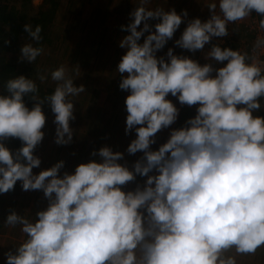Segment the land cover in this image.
Segmentation results:
<instances>
[{
    "label": "clouds",
    "instance_id": "clouds-1",
    "mask_svg": "<svg viewBox=\"0 0 264 264\" xmlns=\"http://www.w3.org/2000/svg\"><path fill=\"white\" fill-rule=\"evenodd\" d=\"M147 2L140 0L121 25L125 52L116 67L118 87L128 93L124 131L135 132L125 151L142 153L131 167L121 163L124 152L106 144L71 172L61 173L64 160L33 172L41 165L35 149L45 135V102L54 113L55 143L73 139L72 98L85 87L74 84L65 65L51 71L56 85L43 98L23 74L0 90V194L19 181L22 190H42L47 200L32 218L15 210L6 216L4 224L19 225L26 238L4 254L5 264H236L229 253L264 246V60L222 47V39L211 42L253 12L264 32V0H206L209 17L188 19L174 41L189 52L210 44L203 64L172 47L157 55L188 12L152 9ZM24 29L31 39L20 59L33 62L42 51L33 44L42 29L29 23ZM257 49H264V35L257 36ZM169 95L196 106L180 127L170 128L179 108ZM164 128L169 136L153 150ZM9 138H18L20 147L10 149ZM137 175L143 184L125 190Z\"/></svg>",
    "mask_w": 264,
    "mask_h": 264
},
{
    "label": "rangeland",
    "instance_id": "rangeland-1",
    "mask_svg": "<svg viewBox=\"0 0 264 264\" xmlns=\"http://www.w3.org/2000/svg\"><path fill=\"white\" fill-rule=\"evenodd\" d=\"M5 1L21 7V11L32 8L30 9L32 14L44 8V0H30V4L24 7L20 5V0ZM57 2L58 9L50 26L51 42L43 46L40 55L32 62L33 79L39 83L42 89L51 88L54 90L56 82L51 80L50 73L60 65H65L68 75L74 79V84L77 86L83 84L85 91L72 98L75 119L70 121V126L74 129L71 143L67 145L55 143L56 125L54 113L50 110L48 120L42 129L45 135L35 149V154L41 158V165L38 168H33V172L38 173L42 169L51 167L59 160L65 162L61 173L63 171L71 172L77 164L92 158L90 153L94 148L98 149L106 144L110 145L114 151L124 152V159L121 163L127 161L131 167L142 153L138 151L130 155L125 151L130 140L135 137V132L132 131L126 135L124 131L127 115L124 101L128 93L118 87L121 75L117 73L116 67L125 52V49L119 46L120 40L127 34L121 29V25H127L130 22L129 14L140 0H57ZM205 2L206 0H148L146 4V7L152 9L157 7H163L166 10L175 8L178 13L182 9H187L188 16L174 33L173 38L168 40L167 47H172L176 54L188 55L201 64L207 62L203 52L210 46H205L207 49L204 47L202 50L189 52L176 46L174 41L179 38L187 20L197 17L194 16L196 12H203V20L209 17V10L204 7ZM90 7H93V11L87 15L86 9H90ZM249 19V16L246 17L235 27L232 42L224 47H231L230 44L235 43L237 45L235 49H237L238 43H240L248 50L254 46L253 30L248 26ZM155 22V20L150 21L152 24ZM20 39L27 42L26 40H30L31 37L22 34ZM96 41L101 44L97 50H93ZM142 41L143 36L140 42ZM166 52L167 48L164 47L157 55H163ZM6 56L11 62H29L20 59V49L8 52ZM41 75L47 78L41 81ZM110 79L116 81H114L112 90L106 91V85ZM93 92L95 95L91 97ZM168 98L180 109L181 106L175 97L169 95ZM261 105H264V99H262ZM113 113H115L114 117ZM102 127L106 128L102 130L103 133L100 137L95 138ZM170 128H164L156 134L157 141L150 146L153 150L166 142ZM144 179L145 177L137 175L136 180L124 186L125 190L134 189L137 183L143 184ZM18 186L14 202V210L18 214L32 218L36 210L46 207L47 200L44 198L42 190L24 191L19 181ZM9 206L10 202H7L3 206L4 209L2 208L0 211V264H5L4 254L10 249L14 250L13 246L18 245L26 238L25 234L20 231L19 225L13 227L4 224V212ZM229 254L235 255L236 264H264V246L259 247L255 253L235 254L232 252Z\"/></svg>",
    "mask_w": 264,
    "mask_h": 264
},
{
    "label": "trees",
    "instance_id": "trees-1",
    "mask_svg": "<svg viewBox=\"0 0 264 264\" xmlns=\"http://www.w3.org/2000/svg\"><path fill=\"white\" fill-rule=\"evenodd\" d=\"M30 4V0H20V5L22 7L27 6ZM44 8L41 10H37L34 14L30 13V9L28 8L26 11H21V7H17L11 5L9 2L5 0H0V90L3 89L4 83L11 77L15 75H25L29 76L33 79V63H21V62H11L7 59L8 52H15L16 50L20 49L21 46L25 43L22 41L21 35L26 34L29 35L25 29L24 25L29 23L35 28L36 25H40L42 31L40 33L41 39L39 42L34 41V46L40 47L43 49V46L51 42V22L56 14V10L58 9V2L57 0H44ZM32 7V6H30ZM93 11V7L86 9L87 15H90ZM256 18L260 19V17L254 12ZM7 41V43L5 42ZM101 43L96 41V44L93 50H97ZM232 48H235L237 45L235 43L230 44ZM224 47V46H222ZM67 53V52H66ZM106 63V62H105ZM34 80V79H33ZM35 81V80H34ZM36 82V81H35ZM38 86V94L41 98L45 95L50 94L53 90L51 88L42 89L37 83ZM114 84L113 80H109L107 82V89L106 91H111L112 86ZM94 92L92 93L91 97L94 96ZM25 101L29 107L34 103V101L30 100L27 96L25 97ZM262 103V100H261ZM179 109V116L176 122L174 123L173 127H180L183 125L184 121L195 115V110L191 107L186 105H180ZM43 111L46 115V122L48 120V114L50 112V106L45 102L42 105ZM260 115H264V105L261 108L259 113ZM103 128V129H102ZM100 131L97 132L98 138L103 133L106 127H102ZM6 145L15 150L20 147L21 141L18 138H9L5 141ZM18 181L14 186V189L10 192L0 194V211L2 210L3 206L10 202V206L5 209V219L6 216L14 210V202L18 192ZM4 209V208H3Z\"/></svg>",
    "mask_w": 264,
    "mask_h": 264
},
{
    "label": "built area",
    "instance_id": "built-area-1",
    "mask_svg": "<svg viewBox=\"0 0 264 264\" xmlns=\"http://www.w3.org/2000/svg\"><path fill=\"white\" fill-rule=\"evenodd\" d=\"M249 21L250 23L248 24V26H250V28H252L253 30V33H252V36H253V42L255 43L256 39H257V36L258 35H264V32H259L258 31V26H259V21L258 19L256 18L254 12L249 16ZM241 23V21H238V22H234L232 24H229L228 27H229V33L227 36L225 37H222V38H216L214 37L213 40L211 42H219L217 41L218 39H222L223 40V44L221 46H224V45H227L229 42H232L233 40V37H234V31H235V27L237 25H239ZM238 47L237 49L241 50V51H245V52H248L249 55H253V54H256L259 56V59L261 60H264V49H257L255 51V53L253 52V47L249 48L248 50L246 49L245 46H242L240 45V43H238ZM206 46H210V44H206ZM188 106V105H186ZM188 107H191L195 110V105L193 106H188Z\"/></svg>",
    "mask_w": 264,
    "mask_h": 264
},
{
    "label": "crops",
    "instance_id": "crops-1",
    "mask_svg": "<svg viewBox=\"0 0 264 264\" xmlns=\"http://www.w3.org/2000/svg\"><path fill=\"white\" fill-rule=\"evenodd\" d=\"M189 11H190V10H189ZM195 14H196V15H194V16L200 17L201 19H202V16L204 15L203 12H201V11H200V13H199V12H196ZM202 20H203V19H202ZM180 26H181V25H180ZM153 31H154V29H153ZM146 33H147V32H146ZM147 34H148V33H147ZM167 45H168V42H167V44L165 45V48L168 49ZM205 46H206V45H205ZM205 48H206V47H205ZM163 49H164V48H163ZM206 49H207V48H206ZM113 81H116V80L113 79ZM114 116H115V113H113V117H114Z\"/></svg>",
    "mask_w": 264,
    "mask_h": 264
}]
</instances>
